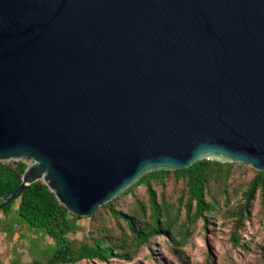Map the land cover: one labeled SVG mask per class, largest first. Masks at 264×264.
<instances>
[{
    "label": "water",
    "instance_id": "1",
    "mask_svg": "<svg viewBox=\"0 0 264 264\" xmlns=\"http://www.w3.org/2000/svg\"><path fill=\"white\" fill-rule=\"evenodd\" d=\"M201 160L264 173V0H0V163L91 217Z\"/></svg>",
    "mask_w": 264,
    "mask_h": 264
},
{
    "label": "trees",
    "instance_id": "2",
    "mask_svg": "<svg viewBox=\"0 0 264 264\" xmlns=\"http://www.w3.org/2000/svg\"><path fill=\"white\" fill-rule=\"evenodd\" d=\"M26 167L21 162L0 163V197L9 196L20 185ZM232 169L233 164L230 163L201 160L184 170L147 174L124 193L98 208L89 218L93 224L89 227L85 240L80 242L68 239L70 234L78 230L76 223L80 218L70 215L44 183L37 181L0 210L4 215L0 220V230L7 236L14 232L15 227H26L30 231L41 230L54 243L55 249L50 257L34 259L30 264H78L83 261L108 262L110 259L131 262L156 237L167 238L173 256L180 264H185L181 249L191 239L192 228L198 219L204 227L207 226L206 214L213 213L218 205L216 200L209 198L211 190L216 188L226 195ZM252 171L254 177L246 184L242 200L228 210L229 216L234 219L230 234L233 246H241L239 231H242L244 223L249 220L256 195L264 202V173ZM171 174L184 184V193L179 198L176 214L166 201H157L153 189L154 184H162ZM138 186L145 189L147 208L138 202L140 211H116L118 198L130 194ZM226 201L229 202L228 198ZM15 203V217L8 219ZM102 211H106L116 221L114 227L108 228L101 222ZM21 237L23 236L20 235L19 238ZM9 264L21 263L16 259Z\"/></svg>",
    "mask_w": 264,
    "mask_h": 264
},
{
    "label": "rangeland",
    "instance_id": "3",
    "mask_svg": "<svg viewBox=\"0 0 264 264\" xmlns=\"http://www.w3.org/2000/svg\"><path fill=\"white\" fill-rule=\"evenodd\" d=\"M232 164V176L227 194L223 195L216 188L211 190L209 198L218 202L215 211L206 214L208 219L206 227L201 220L196 221L192 228L191 239L181 249L185 264H264V202L258 195L252 203L249 220L244 223L242 231H239L241 246H233L231 243L230 234L234 219L229 216L228 210L242 200V192L246 184L254 177L249 167ZM153 189L157 201H166L176 214L179 198L184 193L183 181L171 174L162 184H154ZM225 198H228V203ZM138 202L147 208V195L142 186L118 198L115 210L122 213L130 209L137 210ZM16 208L17 203L11 207L8 219L15 217ZM146 214L148 215V212ZM3 218L4 215L0 213V220ZM89 218H80L77 221L78 230L68 236L69 240L78 242L85 240L89 227L93 224ZM101 222L108 228L116 224L106 211H102ZM20 235L23 237L19 238ZM170 248L167 238L156 237L151 239L131 262L110 259L108 262L98 260L83 261L78 264H180ZM54 249V243L41 230L30 231L26 227L22 229L15 227L14 232L8 236L0 230V264H9L16 259L21 264H30L34 259L50 257Z\"/></svg>",
    "mask_w": 264,
    "mask_h": 264
}]
</instances>
